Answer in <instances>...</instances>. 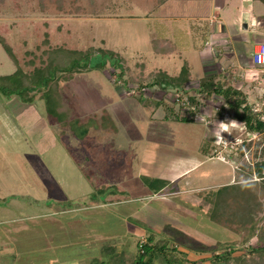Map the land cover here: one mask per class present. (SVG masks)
<instances>
[{
  "label": "rangeland",
  "instance_id": "1",
  "mask_svg": "<svg viewBox=\"0 0 264 264\" xmlns=\"http://www.w3.org/2000/svg\"><path fill=\"white\" fill-rule=\"evenodd\" d=\"M61 1L63 11L49 0H44V9L39 0H0V24L8 28L7 41L14 47L19 64L27 69L24 51L38 44L43 35L36 32L45 29V20L54 43L119 52L127 67V84L112 83L118 69L114 71L109 65L103 71L75 73L70 81L61 83L80 116L93 115L101 124L108 114L115 125L110 133L93 129V136L86 140L63 133L60 124L50 122L39 94L32 101L0 94V242L12 244L0 248V253L14 251L15 264H33L27 256L34 251L87 246L117 235H124L133 251L149 231L120 218L137 206L139 222L153 226L149 230L170 245L186 243L188 249L178 248L188 253L189 260L202 258L201 264H209L213 249L216 254L229 248H234L232 264L250 258L248 245L261 236L264 240V191L260 186L245 182L228 189L250 191L261 203L253 219L244 223L235 215L228 223L212 221L197 208V202L203 190L241 181L245 171L261 160L264 144L258 143L257 133L247 131L242 122L220 110L221 97L206 99L195 88L203 75L216 73L219 80L241 90L254 110L264 108V65L252 63L256 43L264 42L263 3ZM216 13L218 18L213 21ZM253 18L258 22L254 27L250 26ZM220 25H224L226 40L217 43L213 33L220 31ZM153 39L172 41L176 52L156 53ZM184 62L191 67L192 80L183 100L171 90L139 88L149 81L150 72L163 69L176 75ZM15 68L0 44V75ZM249 72L258 76L249 81L245 79ZM189 95H195L199 102L194 123L167 121L162 106L155 110L143 106L145 98L151 105L163 98L177 114L189 115L194 108ZM233 120L236 128L229 123ZM221 122L229 123L231 133L221 132ZM217 133L222 136L219 142ZM203 146L210 148V156L202 154ZM87 166L94 184L119 185L130 198H144L135 203L58 210L56 202L93 192L92 182L82 173ZM141 176L172 180L173 184L163 190L166 193L145 198L148 187ZM171 233L177 235L175 242L168 236ZM121 246L126 245L120 244L119 249ZM204 247L208 251H201ZM155 264H161V259Z\"/></svg>",
  "mask_w": 264,
  "mask_h": 264
},
{
  "label": "trees",
  "instance_id": "2",
  "mask_svg": "<svg viewBox=\"0 0 264 264\" xmlns=\"http://www.w3.org/2000/svg\"><path fill=\"white\" fill-rule=\"evenodd\" d=\"M54 1L58 10L63 11L61 0ZM159 4L167 0H158ZM260 1L264 5V0ZM40 7L44 9V0H39ZM42 23V22H41ZM45 29L40 31L43 35L33 50H25L23 61L26 70L19 64L15 55V49L7 41V29L0 24V44L9 58L14 62L16 68L9 74L0 75V94L5 97L17 95L24 101H32L36 94H39L45 103V111L48 120L52 123L60 124L63 133L68 132L79 140L90 139L92 131L103 129L108 133L113 132L115 125L107 114L103 123L99 124L93 115L80 116L74 103L65 93L61 83L70 81L75 73L99 69L105 70L109 65L115 72L116 81H124V74L127 67L124 65V58L119 52L101 50L99 48L88 47L86 49L68 47L65 44L53 42V35L47 29L48 21H43ZM153 50L158 54H169L175 51V45L167 39H153L151 41ZM149 81L140 84L139 88L158 87L164 92L171 90L177 95L178 99L183 100L187 97L189 89L188 83L191 78V67L184 62L176 75H170L163 69L149 73ZM196 93L206 99L213 95L221 97L223 106L220 110L229 112L233 119L242 122L249 132L257 133L258 143L264 144V108L254 110L248 103L245 94L241 90L227 84L224 80H219L218 74L210 73L203 75L197 87ZM143 94L140 93V96ZM144 97V96H142ZM193 104V110L189 115H179L173 107L168 105L163 98L149 102L143 100V106L152 107L153 110L160 106L166 111L163 119L174 122L194 123L195 115L199 105L197 97L188 96ZM210 148L201 147L204 155H210ZM264 148L261 160L255 162L245 171L244 178L234 184H225L217 187L216 190H203L199 194L197 208L205 212L206 215L216 222H231L235 216H241V223L252 220L255 211L261 203L257 201V195L250 191L240 189L238 192H229V187L243 184L245 182L254 183L264 191ZM83 175L92 182V170L89 166L82 168ZM257 177V180L253 178ZM144 184L147 185L146 196L161 193L165 188H170V181L161 178H148L141 176ZM93 192L55 203L58 210H71L94 207L102 203H115L130 199L129 192L122 186L104 182L94 184ZM172 192V191H169ZM102 196V197H101ZM229 198L232 200L229 201ZM133 222L139 221L133 218ZM142 222V221H141ZM139 222V223H141ZM148 235L143 240H138L135 249L129 250L124 235L106 238L99 243L87 246H76L60 250H43L30 253L27 258L33 264H60L63 261L77 260L79 264H155L161 259V264H201L202 258L189 260L188 253L180 250L179 245L189 248L186 243H174L164 238H157L155 231H150L145 223ZM175 242L177 235H168ZM263 236L256 243L248 245V257L241 260V264H264V240ZM168 240V239H167ZM126 245V246H121ZM217 245V244H216ZM213 249V248H212ZM190 250V249H189ZM211 250V249H210ZM214 250V249H213ZM212 250L209 264H232L234 248L224 249L221 253L214 254ZM201 251H208L207 247ZM15 256L13 254L0 259V264H13ZM238 262V261H237ZM237 264V263H235Z\"/></svg>",
  "mask_w": 264,
  "mask_h": 264
},
{
  "label": "crops",
  "instance_id": "3",
  "mask_svg": "<svg viewBox=\"0 0 264 264\" xmlns=\"http://www.w3.org/2000/svg\"><path fill=\"white\" fill-rule=\"evenodd\" d=\"M212 20L214 21V20H216V18H218V14L216 13V14H213L212 15ZM245 26H247V24H245ZM220 31H218V32H216V33H213L214 34V37H215V41L217 42V43H220L221 41L222 42H225V40H226V38H223V35H224V33H223V31H224V25H220ZM264 35V34H263ZM263 35H261L262 36V38H264V36ZM168 40V39H167ZM170 41V40H169ZM170 42H172V41H170ZM173 43V42H172ZM206 44H207V42H205ZM256 44H258V43H256ZM234 49V47H231V51ZM174 52H176V48H175V51ZM173 52V53H174ZM234 52H236V50H234ZM234 52H232V53H234ZM238 53V52H237ZM169 54H172V53H169ZM212 55V54H211ZM210 156V155H209ZM167 180V179H166ZM169 181V180H168ZM170 184H173V182H172V180L170 181ZM221 186V185H220ZM174 191H176V189L175 190H173L172 192H174ZM194 191V190H193ZM167 191H162L161 193H157V194H163V193H166ZM168 193H169V191H168ZM171 193V192H170ZM153 196H155V195H149V196H146L145 198H151V197H153ZM144 197H134V198H130V199H128V200H124V201H120V202H115V203H123V202H130V203H135V202H137V201H140L141 199H143ZM142 201V200H141ZM81 209H83V208H81ZM71 210H74V209H71ZM75 210H79V209H75ZM135 214H138V208H137V206H135V207H131V211H130V213H127L125 216H121V220H123V219H126V220H129L128 222L129 223H131V224H133L134 226H137L138 224H139V227L140 228H143L144 230H146L145 229V225H143V224H141V223H144L143 221L141 222V223H139V221H137V222H133L132 221V219L133 218H135V219H137V217L135 216ZM139 220V219H138ZM146 226H148L147 224H146ZM138 227V226H137ZM137 227H135V228H137ZM148 228H154L153 226H148ZM118 236V235H117ZM4 246H12V244L10 243V242H4V241H1L0 242V248H3ZM43 250H48V249H43ZM43 250H38V251H43ZM35 252V251H34ZM10 254H13L14 256H15V259H17V255H16V253L14 252V251H9V252H2V253H0V259H3L4 257H7L8 255H10ZM15 262H16V260L14 261V263L13 264H15ZM80 262L79 261H77V260H72V261H63V262H61L60 264H79ZM38 264V263H37Z\"/></svg>",
  "mask_w": 264,
  "mask_h": 264
},
{
  "label": "clouds",
  "instance_id": "4",
  "mask_svg": "<svg viewBox=\"0 0 264 264\" xmlns=\"http://www.w3.org/2000/svg\"><path fill=\"white\" fill-rule=\"evenodd\" d=\"M258 22L253 18L252 21H251V25L252 27L256 26ZM257 62L258 63H261V64H264V53L260 54L258 57H257ZM258 76V73H255V72H249L248 74H246L245 76V79L249 80V81H252L253 79H255L256 77ZM231 124V127L232 128H236L237 127V122L235 120L229 122ZM229 123H224V122H221L220 124V129H221V132L222 131H226V132H230V128H229ZM217 140L219 142L220 139H222V136L220 135V133H217Z\"/></svg>",
  "mask_w": 264,
  "mask_h": 264
},
{
  "label": "built area",
  "instance_id": "5",
  "mask_svg": "<svg viewBox=\"0 0 264 264\" xmlns=\"http://www.w3.org/2000/svg\"><path fill=\"white\" fill-rule=\"evenodd\" d=\"M262 53H264V42H260V43L256 44V46H255V49H254L253 54H252V63L254 65H256V66L264 65V64L257 62V57ZM262 80L264 81V73L262 75Z\"/></svg>",
  "mask_w": 264,
  "mask_h": 264
}]
</instances>
